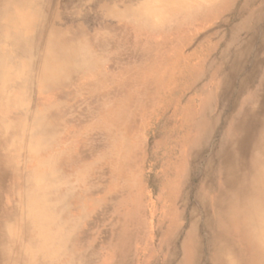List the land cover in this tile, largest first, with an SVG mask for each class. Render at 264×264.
<instances>
[{
    "label": "rangeland",
    "instance_id": "374dc122",
    "mask_svg": "<svg viewBox=\"0 0 264 264\" xmlns=\"http://www.w3.org/2000/svg\"><path fill=\"white\" fill-rule=\"evenodd\" d=\"M32 2L21 24H13L12 33L19 34L0 43L7 73L2 125L16 150V177L1 191L12 192L11 204L18 208L2 216L12 238L1 235L10 246L32 242L34 251L46 242L49 252L60 247L64 256L68 252L62 264L89 263L92 254L107 253L101 239L126 211H138L143 199L155 212L171 203L163 173L180 160L206 90L208 82L194 90L190 79L200 72L196 62L210 50V42H198L214 27L182 12L191 9L190 0L158 3L162 10L150 26L127 9L144 0ZM64 51L79 53L84 65L73 70L72 61L60 59ZM45 73L57 76L45 78ZM27 209L41 215V224L47 220L49 241L35 239Z\"/></svg>",
    "mask_w": 264,
    "mask_h": 264
},
{
    "label": "bare ground",
    "instance_id": "6f19581e",
    "mask_svg": "<svg viewBox=\"0 0 264 264\" xmlns=\"http://www.w3.org/2000/svg\"><path fill=\"white\" fill-rule=\"evenodd\" d=\"M176 1L155 0L150 3V0H144L138 7L127 9L135 20L150 26L154 15L162 10L157 8L158 3ZM32 3V0H0V43L3 38L11 37L12 41V36L17 32L19 34L17 29L16 33H12L11 29L15 28L13 24H21L17 23L18 20L29 14L27 12ZM190 3L191 9L185 8L182 12L194 16L201 26L207 24L214 29L210 36L202 35L198 42H210V50L204 52V56L196 62L200 72L190 79V88L194 90L208 82L206 90L201 95V104L189 126L180 160L175 168L163 173L166 177L165 189L172 197L171 203L155 212L150 206L142 204L143 199L138 206L139 212L137 209L126 211L103 235L100 246L108 248L107 253H94L91 255L92 262L79 264H264V0H190ZM171 10L176 11L174 8ZM25 24L31 26L32 23ZM26 25L24 29L28 28ZM178 30L181 28L178 27ZM2 49L0 264H62L68 252L64 256L60 247L59 251H47L48 222L42 219L44 223L41 224V215L32 214L30 209H27L26 222L33 223L35 239L46 242L41 249L34 251L32 242L28 243L30 245L24 242L10 246L8 237L1 235L4 232L12 238L11 230L3 222L2 216L6 211H18L11 204L14 201L12 192L4 194L1 191L5 182L16 177L14 142L8 139V127L2 125L4 118L1 117L5 111L1 96L7 74L2 65ZM20 54H17V59ZM60 55L62 61H72L73 70L84 65L79 53L64 51ZM45 76L55 77L57 74L45 73ZM5 156H10V160ZM151 185L153 187L154 183L151 182ZM137 191L138 197L142 198L143 191ZM64 222L66 225L67 221ZM27 257L31 260L24 263L23 259Z\"/></svg>",
    "mask_w": 264,
    "mask_h": 264
}]
</instances>
